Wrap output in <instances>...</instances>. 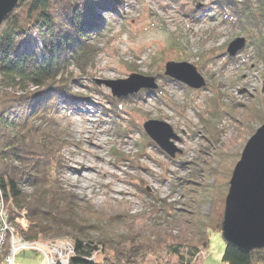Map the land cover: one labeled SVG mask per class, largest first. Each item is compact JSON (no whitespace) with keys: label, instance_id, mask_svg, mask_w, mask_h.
I'll use <instances>...</instances> for the list:
<instances>
[{"label":"rangeland","instance_id":"1","mask_svg":"<svg viewBox=\"0 0 264 264\" xmlns=\"http://www.w3.org/2000/svg\"><path fill=\"white\" fill-rule=\"evenodd\" d=\"M262 1L125 0L116 16L98 12L99 34L89 25L85 34L98 51L95 59L83 70L75 65L68 69L75 78L71 89L77 101L54 104L50 107L54 114L45 111L34 126H45L56 143L58 150L47 156L52 157L51 178L72 196L77 210L92 219L87 226L93 230L86 233L115 239L106 245L110 250L99 248L92 253V260L106 257L108 261L112 244L135 243L142 254L134 258V264H177L178 255L166 249L183 243L184 251L191 245L198 247L189 264L207 258L208 264H227L222 261L226 242L215 224L223 218L234 166L248 139L264 124ZM247 3L253 15L240 19L236 10ZM236 37L246 42L230 56L227 46ZM41 45L36 28L28 32L21 47L40 57ZM167 61L194 65L204 85L190 88L164 74ZM132 73L154 77L157 87L116 97L108 86L97 83ZM147 120L172 127L178 149L173 156L146 134L143 123ZM89 131L102 144L98 152L103 160L95 157ZM84 164L112 175L90 172L81 178L75 170L80 172ZM86 178L90 179L84 185ZM23 189L32 191L25 184ZM10 206L4 200L6 217ZM9 221L15 229L12 234L26 240L19 231L27 224L24 217ZM205 234L209 237L206 247L198 243ZM10 238L4 251L10 247ZM48 238L33 241L45 248ZM63 238L70 240L64 244L73 243L70 236ZM69 251L53 253L56 263L60 264V253L64 261ZM49 253L22 250L14 264H45Z\"/></svg>","mask_w":264,"mask_h":264},{"label":"trees","instance_id":"2","mask_svg":"<svg viewBox=\"0 0 264 264\" xmlns=\"http://www.w3.org/2000/svg\"><path fill=\"white\" fill-rule=\"evenodd\" d=\"M124 1L19 0L0 24V188L4 200L11 203L8 219L16 222L24 217L27 224L19 231L28 240L70 236L75 253L68 264H134V258L142 254L140 244H122L123 247L116 243L112 244L109 262L106 257L101 261L91 259L92 253L108 248L106 245L115 239L94 238L86 233L92 219H86L77 210L72 196L51 178L52 157L47 156L58 150L56 143L45 126H34L45 111L54 114L50 109L54 104L77 101L71 89V80L75 78L68 69L75 65L83 70L98 52L85 32L91 25L95 26L93 33L99 34L98 12L106 11L116 16L121 13ZM231 4L237 5L233 1ZM249 7L247 3L236 10L240 19H250L253 14ZM260 10L263 17L264 1ZM36 28L42 44L40 57L21 47L28 32ZM145 94L153 93L145 91ZM25 124L28 127L24 128ZM24 184L32 191L26 192ZM221 222L222 217L215 224V230L221 229ZM209 227L213 229L212 225ZM198 243L206 247L209 237L201 235ZM184 247L183 243H178L166 249L178 255L177 264H189L198 250L191 245L184 251ZM222 261L227 264L264 263V249L244 253L226 243Z\"/></svg>","mask_w":264,"mask_h":264},{"label":"water","instance_id":"3","mask_svg":"<svg viewBox=\"0 0 264 264\" xmlns=\"http://www.w3.org/2000/svg\"><path fill=\"white\" fill-rule=\"evenodd\" d=\"M18 0H0V24L11 12ZM244 37L234 38L227 46V52L234 56L245 45ZM164 74L180 81L190 88H200L204 79L196 67L185 61H167ZM111 89L113 96L122 97L140 89L157 87L154 77L137 73L117 80H97ZM146 134L166 153L173 156L178 149L173 139L177 135L172 127L158 120L143 123ZM221 235L226 243L241 252L264 249V124L245 144L229 181L225 197Z\"/></svg>","mask_w":264,"mask_h":264},{"label":"built area","instance_id":"4","mask_svg":"<svg viewBox=\"0 0 264 264\" xmlns=\"http://www.w3.org/2000/svg\"><path fill=\"white\" fill-rule=\"evenodd\" d=\"M3 193L0 188V264H14L15 256L22 250H27V249H36V250H43V251H50L49 255H46V262L45 264H57L56 259L53 256V253L57 252L58 250L61 251L62 249H69V255L67 256L68 258L63 261L62 255L60 253L59 258H60V264H67L69 262V259L72 255L75 253L74 249V244H64V242H70L69 239L65 238H57V239H48L47 240V245L44 248V245L38 242V241H28L27 239L25 240L22 237H18L15 234H12V231L14 229L12 223L9 221V219L5 216L4 213V207H3ZM8 219V220H7ZM8 221V222H7ZM11 226V227H10ZM11 237V238H10ZM11 241L10 247L7 246V250L4 251V247H6L5 243L9 240ZM64 239V240H62ZM57 248V249H56Z\"/></svg>","mask_w":264,"mask_h":264},{"label":"bare ground","instance_id":"5","mask_svg":"<svg viewBox=\"0 0 264 264\" xmlns=\"http://www.w3.org/2000/svg\"><path fill=\"white\" fill-rule=\"evenodd\" d=\"M89 142L95 147V150H94V154H95V157L99 160H103V156L100 152H98V149L102 148V144L99 142V139L98 137L93 139V132L92 131H89ZM81 171L78 172L77 170H75V172L77 173L78 176H80L81 178H84V177H87V173H90V172H95V173H98L100 175H112V172H108L107 170H102L100 167H96L94 165H90V164H84L81 166ZM88 179L90 178H86L85 180H83L84 182V185L86 184V182L88 181ZM111 190H115L112 186L110 187Z\"/></svg>","mask_w":264,"mask_h":264},{"label":"crops","instance_id":"6","mask_svg":"<svg viewBox=\"0 0 264 264\" xmlns=\"http://www.w3.org/2000/svg\"><path fill=\"white\" fill-rule=\"evenodd\" d=\"M209 258L205 259L204 261H201L200 264H208Z\"/></svg>","mask_w":264,"mask_h":264}]
</instances>
